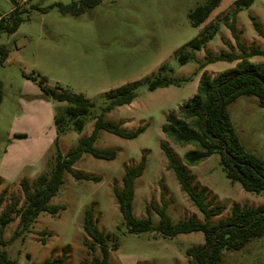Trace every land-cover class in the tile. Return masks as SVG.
Here are the masks:
<instances>
[{
    "label": "rangeland",
    "instance_id": "obj_1",
    "mask_svg": "<svg viewBox=\"0 0 264 264\" xmlns=\"http://www.w3.org/2000/svg\"><path fill=\"white\" fill-rule=\"evenodd\" d=\"M72 1L79 0H24L27 8L52 7L46 13L31 9L28 20L14 33L0 36V45L9 49L0 65V194L5 191L1 209L12 198L21 204L20 180L25 178L32 186L38 176L49 172L56 147L65 155L79 139L91 134L96 117L102 115L104 122L120 124L125 132L140 127L144 131L127 140L99 130L94 147L115 151V158L105 161L84 153L73 169L99 177L100 181H76L64 171L62 185L49 202L64 209L55 216L40 213L24 240L10 241L16 218L5 227L3 237L8 244L4 250L17 264H42L49 257L60 258L63 252L65 264L89 261L93 255L99 256L97 248L92 253L84 245L85 241L91 243L82 229L84 212L92 209L98 228L111 234L108 247L113 242L117 244L116 250H110L109 264H187L185 250L203 244L202 233L174 238H162L154 232L128 233L112 188H120L125 168L136 165L144 156V171L134 182L133 216L149 218L152 226H158L159 216L153 208L165 205L173 223L190 217L202 221L201 213L180 191L173 172L167 168L160 145L165 143L181 166L184 154L196 147L175 144L161 132V126L169 114L179 116V107L195 94L200 77V74L193 76L197 64L190 61L180 65L177 54L190 53L189 42L206 25L223 17L231 18L235 0H222L196 28L190 25L188 13L206 0H102L79 16H63L54 6ZM12 7L10 0H0V16ZM250 17L264 31V0H254L235 15L243 46L247 50L254 46L264 50V39L254 31ZM205 48L214 55L231 50L238 53L225 26L220 27ZM204 56L203 49L194 53L199 62ZM249 62L264 64V58L253 57ZM235 63L216 62L207 65L204 71L216 76L232 69ZM162 65L172 70V78L191 77L192 81L148 91L145 79L156 74ZM41 78L46 80L47 88L93 103L89 113L82 117L84 127L80 133L72 129L61 133L69 124L64 113L67 103L46 96L38 82ZM128 84H138L133 101L102 114L108 102L106 94ZM227 112L245 150L264 160V108L258 106L255 97L244 95L228 105ZM55 117L63 120L59 126L54 123ZM186 173L191 187L205 191L206 202L223 209L212 218L213 222L229 215L234 204L247 207L264 204V192H246L238 183L226 179L216 154L186 167ZM221 255L218 264H264V236L250 239L238 251L224 250Z\"/></svg>",
    "mask_w": 264,
    "mask_h": 264
},
{
    "label": "trees",
    "instance_id": "obj_2",
    "mask_svg": "<svg viewBox=\"0 0 264 264\" xmlns=\"http://www.w3.org/2000/svg\"><path fill=\"white\" fill-rule=\"evenodd\" d=\"M10 1L13 4L12 9L7 14L0 16V36L14 33L22 22L28 20V12L31 9L46 13L52 7L30 5L27 8L24 5V0ZM101 1L79 0L78 2L72 1L67 5L56 3L54 6L63 16H79L94 9ZM221 1L206 0L202 5L195 7L188 13L190 25L196 28L204 23L212 11L220 5ZM253 2L254 0H235V9L231 18L223 17L209 23L195 39L189 42L190 53L179 52L177 54L180 65L194 61L197 68L193 76L200 74V77L195 94L179 107L178 117L173 113L166 117L165 123L161 126V132L175 144H191L196 149L184 154V166H181L165 143H161L160 147L166 157L167 168L173 172L180 191L188 197L201 213L202 221L190 217L178 223H173L166 213L165 205L160 208H153L159 216L158 226H152L149 218L137 219L133 216L134 182L144 171V156L136 165L125 168L121 187L113 186L112 188L114 199L128 233L154 232L162 238H174L180 234L193 232L202 233L203 244L185 250V255L188 257L187 264H218L221 260L222 251H238L250 239L264 236V204L257 207L234 204L229 215L213 222L212 218L219 216L223 209L212 207V204L206 202L205 191H198L197 188L191 187L186 173V167H193L216 154L221 169L230 183H238L241 189L249 193L259 194L264 192V160L245 150L236 135L227 112L228 105L244 95L255 97L258 106L264 108V64H251L249 62V59L253 57L264 58V50L255 46L247 50L240 41L235 25V15L243 8L249 7ZM250 20L256 34L264 39V31L259 24L253 17H250ZM221 26H225L229 30L238 53L231 50L230 52L221 51L214 55L206 50V44L218 34ZM202 49L205 51V56L199 62L194 57V53ZM8 54L9 49L0 45V65L4 63ZM216 62L236 63L228 71L216 76L208 75L204 71L205 67ZM171 74L172 70L166 65L160 66L156 74L145 79L148 91L152 92L159 88L178 86L181 82L192 81L191 77L178 80L172 78ZM33 80L35 79L33 78ZM45 81L44 78L38 81L43 93L54 101L67 103L64 113L71 126L67 124L65 128L61 129V133L64 134L71 129L80 133L84 127L82 117L89 113L93 103L80 96L47 88L44 86ZM137 86L138 84H128L106 94L105 97L108 102L103 108L102 114L110 112L113 108L129 105L135 98L134 91ZM62 122L61 117H55L54 123L56 126H59ZM99 130L106 131L122 139L131 140L138 137L144 131V128L140 127L135 131L125 132L120 128V124L104 122L102 115H100L95 118L91 134L88 137L79 139L76 146L69 149L65 155H62L56 147L54 163L49 172L38 176L32 186L25 178L20 180L19 186L23 197L21 204L19 200L12 198L1 209L5 194V191H3L0 194V264H17L14 259L8 257L7 252L4 250L8 244L3 237L7 225L17 218V225L10 241H15L18 238L24 240L25 234L40 213L55 216L64 209L63 206L49 205L50 200L57 194L59 187L62 185L64 171H67L76 181H100L99 177H91L73 169V165L84 153L95 159L105 161H111L115 158V151L101 150L94 147ZM82 229L91 241L90 244L85 241L84 245L92 253L97 248L99 256L93 255L89 261H83L81 264H109L110 250H116L117 244L113 242L111 247H108L107 241L111 238V234H105L98 228L92 209L85 210ZM41 235H46V232H41ZM65 255L63 252L60 258L53 259L49 257L42 264H65ZM25 257L30 261L28 254ZM29 264L34 263L29 262Z\"/></svg>",
    "mask_w": 264,
    "mask_h": 264
}]
</instances>
